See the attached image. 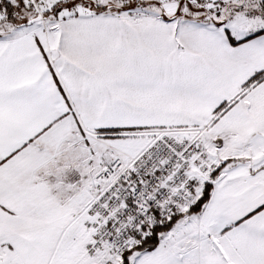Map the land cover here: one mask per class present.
<instances>
[{
  "label": "snow or ice",
  "instance_id": "6c2138e0",
  "mask_svg": "<svg viewBox=\"0 0 264 264\" xmlns=\"http://www.w3.org/2000/svg\"><path fill=\"white\" fill-rule=\"evenodd\" d=\"M0 264H264V0H0Z\"/></svg>",
  "mask_w": 264,
  "mask_h": 264
}]
</instances>
